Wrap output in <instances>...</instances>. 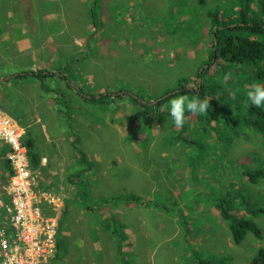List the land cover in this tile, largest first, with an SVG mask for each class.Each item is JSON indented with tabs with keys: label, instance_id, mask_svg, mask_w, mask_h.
<instances>
[{
	"label": "rangeland",
	"instance_id": "1",
	"mask_svg": "<svg viewBox=\"0 0 264 264\" xmlns=\"http://www.w3.org/2000/svg\"><path fill=\"white\" fill-rule=\"evenodd\" d=\"M260 2L253 0L254 15L259 13ZM237 3L0 0V64L10 60V70L16 67L24 73L42 68L64 73L63 67L69 65L65 73L73 78V85L87 93L111 91L106 103H88L57 75L45 79L60 85L69 97L70 119L75 125L71 133L65 122L58 125L61 116L53 113L49 118L52 101L40 79L26 76L13 81L0 77L1 82L6 81L0 83V104L5 103L7 89L13 96L21 95L24 104H17V112L27 125L21 140H34L33 151L41 154L38 166L29 161L31 175L26 184L31 192L30 218L17 228L5 188L14 171L4 158L6 153H0V264H50L59 236L66 242L65 256L63 262L53 264H123L113 237L114 227L101 222L111 216L127 226V252L144 256L132 255L130 264H203L201 259L205 264L210 260L212 264H250L264 247V213L256 211L264 205V175L249 185L244 184L246 176L240 177L244 168L264 171V130L245 123L246 99L241 98L237 107L231 103L230 111H218L213 116L207 112L205 132L193 114L187 121L190 130L173 135L174 125L166 115L164 121L154 116L148 125L138 124L134 116L142 108L130 103L132 96H141L145 104L154 105L157 97L170 93L165 94L180 77L191 79L188 85L196 89L198 68L208 69V83L217 81L213 75L215 61L206 63L213 45L207 11L221 12L228 18L234 15ZM229 82L222 79L220 90L228 88ZM231 86L237 89L240 85L234 81ZM224 95L229 98L227 91ZM165 105L170 108V104ZM0 110L5 111L2 106ZM133 123L135 137L131 139ZM178 134L181 137L177 138ZM74 135L80 141L78 146L94 162L84 178L91 197L98 200L97 217L74 199L75 186L68 181L83 160H77L71 145ZM185 138L204 142L207 147L205 157L209 156L202 165L205 170L200 168L198 173L208 177L210 192L216 188L221 190L220 195L226 192L218 187L221 184H229L231 195L240 196L237 190L243 191L246 204L256 211L251 216L261 230L260 237L249 232L241 243H235L220 212L208 202L195 200V193L190 192L200 183H191L189 153L185 151L190 142ZM4 145L0 142V151ZM205 162L209 166L205 167ZM213 166L217 171H207ZM194 176L199 181L202 175L194 172ZM141 190L149 199L171 190L182 206L193 204L196 212L185 208L189 218L195 220L188 235L196 236L195 246L188 245L184 238L186 231L177 210L108 201L117 193ZM246 204L242 203L244 207Z\"/></svg>",
	"mask_w": 264,
	"mask_h": 264
},
{
	"label": "trees",
	"instance_id": "2",
	"mask_svg": "<svg viewBox=\"0 0 264 264\" xmlns=\"http://www.w3.org/2000/svg\"><path fill=\"white\" fill-rule=\"evenodd\" d=\"M253 0H238L237 8L235 9L234 15H231L228 18H224V15L220 12H215L212 10L207 11L208 17L211 19V26H212V49L210 51V56L207 64H212L215 61L216 70L213 72L214 76L218 77V80L213 83H208L205 79L206 74L209 73L208 69L205 67L201 70L200 68L197 69V87L194 89L193 87L188 85L189 78L187 77H180L178 82L173 86L174 88L171 91H166L165 96L157 97V101L154 105L145 104L141 96H132L130 103L138 105L141 111H136L134 117L138 118L139 121L146 126L150 123L151 119H154V116L165 117L166 120L172 122V126L174 129L171 135L175 134L179 131L185 132L190 130L188 127L187 121L189 122L191 117L194 115L197 118V121L201 125H204V132H205V120H207L206 113L204 114H194L191 112H185V123L182 127H175L173 118L170 115V108L167 107L165 111L161 112L160 109L165 104L169 105V101L173 98H177L179 95H187L189 98L198 97L200 100H209V109L210 116H213L218 111H230L231 103L236 106V104L240 101L241 98L245 100L246 111L243 116L245 123H249L250 125H254L259 130H264V106L262 107H255L252 106L250 101L247 100V91L250 90V86L254 83H259L264 85V0H261L259 4V13L254 15V10L252 7ZM5 12V9L2 10V14ZM96 17L94 11L92 12V18ZM8 64L1 63V70H0V77H11V79L18 80L24 78L26 76L32 77L34 79H40L41 87L46 93H49V98L52 101L53 110L49 113V118L51 114L54 113L57 116H61L58 121L59 123L65 122L67 128L71 130L73 133V129L75 125L71 121V104L69 101V97L67 93L62 89L60 85H53V83H48L45 79L47 77L57 75L58 77L62 78L69 90L76 91L81 99L88 103H106V99L111 91L105 90L99 93H87L84 91L82 87H78L72 84L73 78H68L65 72L68 71L69 65L67 67H63L64 73H54V71L49 69H38V70H29L25 73L23 70L11 69L12 62L10 60H5ZM217 61V62H216ZM15 66H18L15 64ZM230 69V72H228ZM226 74L230 75V82L228 83V88H223L222 91L220 90L221 85L218 84L222 79H224ZM210 80V79H209ZM236 81L239 88L235 89L231 86L232 82ZM3 81L0 83H5ZM6 85V84H5ZM220 91V92H219ZM227 91L229 98L224 95V92ZM236 93L235 98H233L232 93ZM123 94V91H121ZM142 98V99H141ZM8 99L9 101H7ZM5 103L0 104L5 111H7L22 127L26 128L27 125L24 122L25 120H21L18 114V106L17 104L23 103L24 99L18 93L13 96L12 90H5L4 91V99ZM152 102V101H148ZM237 107V106H236ZM22 109V108H21ZM212 111V112H211ZM150 119V120H149ZM211 119H215L212 117ZM136 119L133 118V122ZM161 121H164L163 119ZM208 123V121H207ZM139 128V127H138ZM132 131L129 135V138L135 137V126L134 123L132 124ZM191 132V131H190ZM190 134V133H189ZM219 136V135H218ZM177 138L181 137V134L176 136ZM185 142H190V147H185L188 150H185L189 153L187 156V160H189L188 166L191 169V183L194 185L199 182L200 185L198 187L193 186L195 189L190 193H195V200H201L207 204L213 205L214 208L220 212L221 217L228 222V228L231 232L233 240L235 243H241L249 232L254 233L257 237H260L261 230L257 225L256 221H254L253 216L256 211H260L264 213V205L260 206L259 208L253 210L248 204H246L245 196H243V191L237 190V193L240 194L238 196L234 193L231 195V188L228 189L229 184H221L218 186L222 188V191H226L223 194H219L218 188L213 189L211 192L209 191V185L211 182L208 181V177H205L203 172L198 173L200 168H204L203 162L205 158L208 159L207 155V147H205L204 142H195L194 138H185ZM178 141L174 140L173 142ZM24 143L28 148L29 153V161L32 166H38L39 161L41 158L40 152H34V140H25ZM80 141L74 135L71 141V145L76 152L77 160H82V167L79 168L77 171H73L69 177L68 181L75 186V200L81 203L84 207L88 208L92 213L99 215L100 209L98 206V200L90 195V187L87 179L84 178V173L92 170L94 165L93 161H90L83 150L82 147H79L78 144ZM191 145H196V147H192ZM9 146L4 145L0 153H7ZM227 154V152H226ZM225 154V155H226ZM211 159V158H210ZM7 161V160H6ZM188 162V161H186ZM187 165V163H186ZM209 166V162H205V167ZM10 168V167H9ZM205 170V168H204ZM209 172L217 171V167L214 166L211 168H207ZM194 172L199 176V181L196 180L197 176H194ZM264 175V171L261 169H254V168H244L242 171L243 178L246 176L248 181H244V184L249 185L250 183L254 184L257 182V179ZM239 178V179H240ZM239 179L234 181V184L239 183ZM234 188V187H233ZM107 199H99V201H106ZM115 201L117 203H125L129 205H137L142 207H150V208H157V209H171L177 210L178 216L181 218L182 225L185 229V236L188 245L195 246L196 244V237L195 235L188 236L190 231H192V224L195 222L189 218L188 214L186 213V208L188 207L192 211L196 212L194 209L195 207L193 204L188 202V205H181L180 201L178 200L177 196L173 195L171 190H167L164 194L157 193L155 197L152 199L147 198V195L144 191H124L121 193H117L110 197L108 201ZM242 203H245L247 206L244 207ZM243 211V214L242 212ZM249 213V215L245 216V213ZM202 220V219H201ZM105 227H114L113 237L116 238L118 242V254L120 259L122 260L123 264H130V260H133L132 257L136 256L138 258L144 257L140 254H135L132 251L126 250V246L129 243V232L127 230V226L122 223L117 217L111 216L108 217L107 220L101 221ZM203 223V221H202ZM59 236L58 240H56V247L54 252V257L51 258L50 264L55 263L56 261H62V258L65 256V247L66 242L63 239H60ZM195 249V247L193 248ZM205 249H207L205 247ZM145 254V253H144ZM133 255V256H132ZM193 261V259H192ZM212 262V260H210ZM63 262V261H62ZM205 260L201 259V263L205 264ZM208 262V264H212ZM61 264V263H60ZM188 264H191L190 261ZM199 264V263H198ZM250 264H264V247H261L258 250V253L253 259L250 261Z\"/></svg>",
	"mask_w": 264,
	"mask_h": 264
},
{
	"label": "built area",
	"instance_id": "3",
	"mask_svg": "<svg viewBox=\"0 0 264 264\" xmlns=\"http://www.w3.org/2000/svg\"><path fill=\"white\" fill-rule=\"evenodd\" d=\"M24 128L5 111L0 110V142L9 146L4 158L9 162L13 174L7 184L6 193L11 200L12 219L16 227L30 218L28 199L31 197L27 181L31 175L28 148L22 142ZM13 222V221H12Z\"/></svg>",
	"mask_w": 264,
	"mask_h": 264
},
{
	"label": "clouds",
	"instance_id": "4",
	"mask_svg": "<svg viewBox=\"0 0 264 264\" xmlns=\"http://www.w3.org/2000/svg\"><path fill=\"white\" fill-rule=\"evenodd\" d=\"M231 74H226L224 79L230 78ZM235 98L236 93H232ZM247 100L250 101L252 106L262 107L264 106V85L254 83L250 86V90L247 91ZM170 115L173 118L176 127H182L185 123V112H191L193 114H204L208 112L209 100H200L198 97L189 98L187 95H179L177 98H173L169 101ZM168 106H162L160 111L163 112Z\"/></svg>",
	"mask_w": 264,
	"mask_h": 264
},
{
	"label": "crops",
	"instance_id": "5",
	"mask_svg": "<svg viewBox=\"0 0 264 264\" xmlns=\"http://www.w3.org/2000/svg\"><path fill=\"white\" fill-rule=\"evenodd\" d=\"M12 76H13V75H12ZM12 76H11V77H12ZM19 80H20V79H19ZM20 81H21V80H20ZM5 112H6L10 117H12L7 111H5Z\"/></svg>",
	"mask_w": 264,
	"mask_h": 264
},
{
	"label": "bare ground",
	"instance_id": "6",
	"mask_svg": "<svg viewBox=\"0 0 264 264\" xmlns=\"http://www.w3.org/2000/svg\"><path fill=\"white\" fill-rule=\"evenodd\" d=\"M29 157V156H28ZM9 163V162H8Z\"/></svg>",
	"mask_w": 264,
	"mask_h": 264
}]
</instances>
